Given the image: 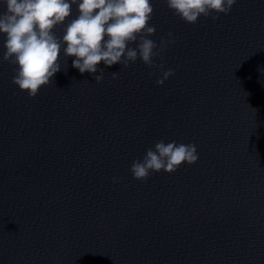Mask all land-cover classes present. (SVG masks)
<instances>
[{"label":"clouds","instance_id":"clouds-1","mask_svg":"<svg viewBox=\"0 0 264 264\" xmlns=\"http://www.w3.org/2000/svg\"><path fill=\"white\" fill-rule=\"evenodd\" d=\"M0 34L5 39L2 60L16 67L12 84L30 98L39 94L42 86L54 81L61 71V51L68 57H76L72 67L81 74H92L96 83L105 78V67L122 65L127 68L138 59L150 69L160 70L157 85L174 74L164 69L162 54L174 39L162 37L159 44L150 39L156 28L150 25L154 8L150 0H0ZM167 7L181 20L196 24L200 17L218 20L220 15L230 14L237 0H165ZM76 5L79 15L71 20L58 38L53 29L63 25ZM167 33V37H172ZM107 37V39H106ZM135 44V47L130 45ZM66 45V47H63ZM99 74L97 75V73ZM153 73H149L152 75ZM113 80L119 72L110 73ZM198 160L194 143L183 144L159 140L148 148L142 160H134L130 166L133 179L145 182L152 173H174L185 162L193 165ZM113 182H118L113 177Z\"/></svg>","mask_w":264,"mask_h":264}]
</instances>
